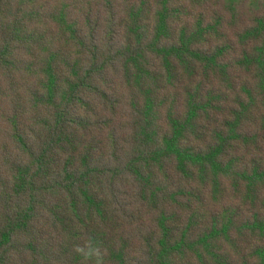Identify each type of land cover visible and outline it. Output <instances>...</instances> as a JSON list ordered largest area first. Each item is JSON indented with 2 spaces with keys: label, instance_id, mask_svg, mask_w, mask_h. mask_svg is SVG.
<instances>
[{
  "label": "trees",
  "instance_id": "trees-1",
  "mask_svg": "<svg viewBox=\"0 0 264 264\" xmlns=\"http://www.w3.org/2000/svg\"><path fill=\"white\" fill-rule=\"evenodd\" d=\"M264 264V0H0V264Z\"/></svg>",
  "mask_w": 264,
  "mask_h": 264
},
{
  "label": "clouds",
  "instance_id": "clouds-1",
  "mask_svg": "<svg viewBox=\"0 0 264 264\" xmlns=\"http://www.w3.org/2000/svg\"><path fill=\"white\" fill-rule=\"evenodd\" d=\"M73 251L82 257L81 264H105L106 251L91 236L75 245Z\"/></svg>",
  "mask_w": 264,
  "mask_h": 264
}]
</instances>
